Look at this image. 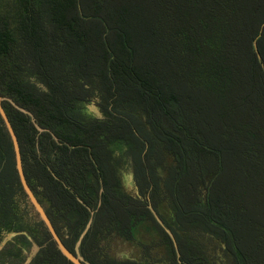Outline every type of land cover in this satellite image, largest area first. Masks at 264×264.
<instances>
[{
	"label": "trees",
	"instance_id": "16d2710c",
	"mask_svg": "<svg viewBox=\"0 0 264 264\" xmlns=\"http://www.w3.org/2000/svg\"><path fill=\"white\" fill-rule=\"evenodd\" d=\"M263 24L264 0H0L1 104L84 264H264ZM0 264H73L1 114Z\"/></svg>",
	"mask_w": 264,
	"mask_h": 264
},
{
	"label": "rangeland",
	"instance_id": "374dc122",
	"mask_svg": "<svg viewBox=\"0 0 264 264\" xmlns=\"http://www.w3.org/2000/svg\"><path fill=\"white\" fill-rule=\"evenodd\" d=\"M90 110L91 108L89 107V111ZM124 180L125 189L127 191H131L132 185L130 180L127 177H125ZM158 210L162 216L167 219H170L169 210L164 205L159 206ZM33 212L38 214L35 211L34 207ZM155 216L157 219H159L158 215L155 214ZM38 217L40 218L39 215ZM148 225L149 224H140L139 226H137L134 230L132 240H126L122 237L115 235L110 236L103 244L109 256L118 260L138 258L140 253V244L149 242L151 238H153L155 235V233H153L151 229L152 227L149 225L151 227L150 228ZM38 249L39 248L36 245H34L30 249L27 261H30L34 257Z\"/></svg>",
	"mask_w": 264,
	"mask_h": 264
},
{
	"label": "water",
	"instance_id": "95a60500",
	"mask_svg": "<svg viewBox=\"0 0 264 264\" xmlns=\"http://www.w3.org/2000/svg\"><path fill=\"white\" fill-rule=\"evenodd\" d=\"M264 25V24H263ZM2 97L0 96V114L3 118V120L5 121V124L9 130V133L12 137L13 140V144H14V149H15V154H16V160H17V170L19 173V177L21 180V184L24 188V191L26 192L30 203L32 204V206L34 207L35 211L38 213V215L40 216V219L44 222L45 226L47 227L49 233L52 236V239L56 242L58 249L62 252V254L69 260L71 261L73 264H84L82 259L78 256H75L73 253H71L63 244L62 240L60 239L59 235L57 234L52 222L50 221L45 209L43 208V206L41 205V203L38 201L37 197L35 196V194L33 193L32 189L30 188V186L28 185V182L26 180L24 171H23V167H22V160H21V153H20V148H19V143H18V139L15 135V132L5 114V111L2 107Z\"/></svg>",
	"mask_w": 264,
	"mask_h": 264
}]
</instances>
